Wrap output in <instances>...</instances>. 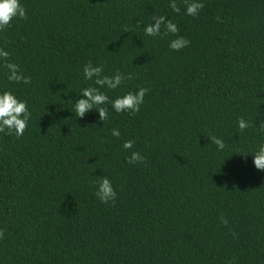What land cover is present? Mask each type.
Instances as JSON below:
<instances>
[{
  "label": "trees",
  "instance_id": "obj_1",
  "mask_svg": "<svg viewBox=\"0 0 264 264\" xmlns=\"http://www.w3.org/2000/svg\"><path fill=\"white\" fill-rule=\"evenodd\" d=\"M175 2L21 0L27 18L0 31L31 78L9 83L0 61V89L32 113L23 136L0 133V264H264V171L250 156L264 142V0H199L196 17L193 0ZM154 16L188 47L146 36ZM89 62L131 74L110 99L148 88L141 110L77 118ZM132 151L145 162L127 163ZM101 176L109 204L94 195Z\"/></svg>",
  "mask_w": 264,
  "mask_h": 264
},
{
  "label": "clouds",
  "instance_id": "obj_2",
  "mask_svg": "<svg viewBox=\"0 0 264 264\" xmlns=\"http://www.w3.org/2000/svg\"><path fill=\"white\" fill-rule=\"evenodd\" d=\"M171 9L179 13L180 8L177 7L175 0H170ZM204 7L199 0H193L186 4L185 15L196 17L199 11ZM26 9L23 7L21 0H0V31L6 29L14 19H26ZM144 34L148 37H159L161 35L171 34L175 39L169 41L168 47L172 51H180L188 47L190 41L178 34L177 25L165 16L153 17L152 22L143 27ZM10 56L9 51L0 47V61L4 62V67L7 71V80L13 84L28 85L31 83V78L25 76L19 65L16 63L7 62ZM83 78L86 81H92L94 86L84 87L80 90L79 97L75 103H72L77 118H83L86 114L95 111L99 122L110 117V112L116 114L127 113L136 114L141 110L144 103V98L149 89L140 87L136 91H129L123 95H118L114 99H110L107 92L114 91L120 88L125 81L132 79L131 74H125L116 71L112 75L104 74L103 66L93 65L91 62L85 64L82 69ZM32 113L29 110L28 101L20 99L14 91L10 89H0V133L5 135H15L21 137L24 135L28 127ZM248 123L241 119L238 121V127L244 130L248 127ZM111 135L119 137L120 131L112 129ZM211 142L217 146L218 151H223L225 148L224 140L211 136ZM134 147L132 140H126L122 144L124 150H131ZM252 157V165L258 171H264V142L260 143L255 149ZM129 164L144 163V157L139 151H132L130 156L126 158ZM96 188L94 195L102 204L114 202L117 198V192L113 187L112 181L107 176H101L98 180L93 181ZM223 223L227 224L226 220L221 218ZM3 233L0 232V237Z\"/></svg>",
  "mask_w": 264,
  "mask_h": 264
}]
</instances>
